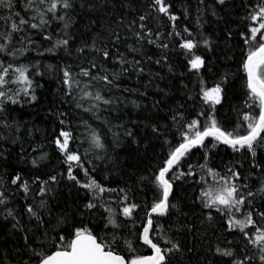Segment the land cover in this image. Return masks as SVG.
<instances>
[{"label": "snow or ice", "instance_id": "obj_1", "mask_svg": "<svg viewBox=\"0 0 264 264\" xmlns=\"http://www.w3.org/2000/svg\"><path fill=\"white\" fill-rule=\"evenodd\" d=\"M0 169V264H264V0H0Z\"/></svg>", "mask_w": 264, "mask_h": 264}, {"label": "trees", "instance_id": "obj_2", "mask_svg": "<svg viewBox=\"0 0 264 264\" xmlns=\"http://www.w3.org/2000/svg\"><path fill=\"white\" fill-rule=\"evenodd\" d=\"M143 2H147V0H143ZM240 14H243L242 9L239 10ZM155 70V69H154ZM232 70H235V65H232ZM42 83H44V81H42ZM131 83H135V80L133 79L131 81ZM166 83V81L161 82V86H164V84ZM55 83L52 81H48L45 85V89L46 90H42L43 91V95L40 101V107H37L35 110L33 109H29L24 115H23V119L25 120H34L35 124L37 127L41 128L42 130H47V131H51L52 127H54V125L51 124L50 121H47L45 119L46 117V111L47 108L49 107V101L52 100L53 98V92L55 90ZM135 117V112L133 111V118ZM128 117L126 116L125 119H127ZM43 132H38L35 133V141L31 144V147L36 148L39 147L40 145H44L43 150L47 151L51 156L52 159L50 161L49 164V169H51L52 167H56L57 169L60 168L58 161L56 159V154L54 152V149L52 147H48L46 145L45 142H43L41 140V136L43 135ZM25 147L28 148L29 145L26 143ZM141 153L140 154H136V153H132L130 156L126 155V153L124 151H121L120 149H118L117 151L120 152V156H121V160L120 163L127 168L129 165H136L139 169L143 170L145 168V166H147L149 164V160L144 158L143 155V145H141ZM19 149H17L18 151ZM157 152H160L161 149L157 146L156 148ZM38 154V153H37ZM153 154L151 152L148 153V156L151 157ZM222 156L224 155L223 153L221 154ZM226 159V156L224 157ZM155 162V161H153ZM12 163L15 164V161L13 160ZM16 167H24V165H16ZM8 171H11V169H7ZM4 171V169H0V172ZM81 178H83L82 173L80 174ZM100 178V177H98ZM115 186V185H112ZM64 197H68V189L67 188H63L62 189ZM192 191L189 189L188 190V195H192ZM75 198V192H73V196L71 197V199ZM70 202V200H69ZM3 231H6V229H0V237H2L3 235Z\"/></svg>", "mask_w": 264, "mask_h": 264}]
</instances>
